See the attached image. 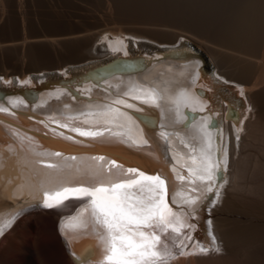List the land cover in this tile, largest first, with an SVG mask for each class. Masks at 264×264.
Here are the masks:
<instances>
[{
	"label": "bare ground",
	"instance_id": "bare-ground-1",
	"mask_svg": "<svg viewBox=\"0 0 264 264\" xmlns=\"http://www.w3.org/2000/svg\"><path fill=\"white\" fill-rule=\"evenodd\" d=\"M104 1L110 8L108 16L112 18L114 13L115 19L118 18L116 22L122 20V26L115 23L108 28L100 24L101 17L77 7L74 15L83 26L69 33L75 37L56 44L60 54L54 59L46 46L43 49V44L40 45L41 40L32 43L42 36L35 17L41 18L40 23L49 37L69 34L60 33L65 30L63 26L57 35L53 34L58 26L53 27L54 16L47 11L43 0H0L4 38L29 44L24 57L31 61L32 70H60L54 75L41 74L37 79L24 72L20 74L23 78L20 84L13 83L9 76L3 81L0 182L4 188L0 192V215L7 217L9 213L21 211L27 193L10 192V189L32 175L39 179L36 170H49V161L63 160L83 168L96 162L91 158L103 156L98 163L107 164L109 171L137 170L127 172L122 178L138 176L142 171L145 175L165 179L164 201L173 213L183 212L187 223L194 227L191 217L203 222L205 231L215 237L220 249L195 254L187 251L181 255L172 244L174 258L158 264H264L262 0ZM60 2L65 8H73L68 0ZM30 3L36 6V11ZM28 5L32 9H28ZM175 14L179 19L190 15L197 22L194 34L217 63L220 79L229 82L231 94H224L226 85L208 75L199 55L190 48L173 46L184 37L181 33L184 28L178 27L180 31L174 32L161 29ZM205 19L217 25L210 37L201 33ZM156 21L159 23H154ZM137 24L144 26L138 28ZM146 40L169 46L149 49ZM93 59L99 61L65 68L72 62ZM113 61L115 63L109 65ZM24 90L28 91L26 95ZM227 98L232 103L237 100L238 104L246 105L244 110L231 103H225L222 108L220 100ZM143 118H147V126ZM191 121L194 123L189 127ZM81 132L88 134L81 135ZM201 146L215 156L218 167L214 172L223 177L222 181H215L212 193L203 196L191 190L213 184V181L195 180L191 174L192 170L205 165ZM56 151L60 156L48 155ZM73 156L75 160L71 159ZM180 176L185 179H178ZM193 180L195 184L191 183ZM173 185L177 191L185 192V199H195V204L191 207L184 203L173 205ZM131 191L140 195L137 189ZM217 191L219 198L214 199ZM89 199H69L52 210L28 206L4 228L0 244L19 227L15 222L18 217L29 214L37 218L35 226L33 222L19 223L27 235L34 232L38 238L17 248L26 262L34 260L35 252L44 255L50 245L68 263L98 264L102 253L100 245L95 243L91 225L86 232L75 234L80 236L78 239L61 233L64 222L77 215V209ZM168 218L174 219L171 215ZM10 227L13 228L8 234ZM96 228L103 231L100 225ZM142 230L158 233L162 241L166 234L173 243V236L179 239L171 228L161 231L154 225ZM197 237L202 239L203 233L198 232Z\"/></svg>",
	"mask_w": 264,
	"mask_h": 264
},
{
	"label": "snow or ice",
	"instance_id": "snow-or-ice-1",
	"mask_svg": "<svg viewBox=\"0 0 264 264\" xmlns=\"http://www.w3.org/2000/svg\"><path fill=\"white\" fill-rule=\"evenodd\" d=\"M146 126L147 118H143ZM194 121H191L190 127ZM206 128V126H204ZM80 131L79 129H73ZM88 133L81 132V135ZM71 139V137H68ZM201 156L205 160L202 168L192 170L191 174L195 180L213 181L206 187L192 191H199L201 196L213 192V185L216 180H223L214 169L218 167L215 156L201 146ZM52 157L60 156L59 152L49 153ZM75 160L76 157H71ZM95 163L86 164L83 168L76 165H69L63 160H51L48 162V169H37L39 179L35 175L30 176L26 181L15 185L10 192L21 191L27 193L25 203L21 211L28 206L54 209L69 199L90 198L85 204L77 209V215L69 217L61 226L62 235L72 239L80 238L77 233L86 232L91 225V232L95 235V243L100 245L101 256L98 264H158L159 254L155 250L160 236L155 232L146 233L143 228H151L154 225L160 227L161 231L171 228L173 233H179L181 228L194 227L187 223L183 212L173 213V209L164 201L166 194L165 179L159 175H145L139 172L138 176L122 178L127 172H136L134 168H128L122 172L109 171L107 164H99L104 157L91 158ZM2 163V161H0ZM226 163V160H225ZM184 180L185 177H178ZM195 180L191 183L195 184ZM222 186V185H221ZM4 185L0 182V192ZM137 189L140 195L132 192ZM172 204H187L191 207L196 200L185 199L183 190L177 191L175 185L172 189ZM147 193V195H145ZM158 197V198H157ZM180 197V200H177ZM219 198V192L215 193L214 199ZM211 203V201H210ZM21 211L9 213L6 216L0 215V234L8 227ZM174 219H169V216ZM100 225L103 231L96 228ZM70 233L74 234L70 236ZM186 238H191L190 233H185ZM172 237L175 243L183 238ZM213 248L218 252L215 237L210 241ZM199 250L207 252L204 242L199 244ZM178 254H183L181 250ZM169 258H174L169 254Z\"/></svg>",
	"mask_w": 264,
	"mask_h": 264
},
{
	"label": "rangeland",
	"instance_id": "rangeland-1",
	"mask_svg": "<svg viewBox=\"0 0 264 264\" xmlns=\"http://www.w3.org/2000/svg\"><path fill=\"white\" fill-rule=\"evenodd\" d=\"M60 1L61 0H45V1L43 0V2L45 3V6L47 8V11L51 12L52 15L54 16L56 24H54L53 27L58 26V27L55 28V31L53 32V34L57 35V33L60 32L59 31L60 30V26H63L62 29H65L64 31L60 32L61 34H63V33L69 34V33H72L73 31H75V29H78V28L81 29L82 28L83 24H82L81 20L78 19V17H76L74 15V12H77L76 11L77 7L80 8V9H84L85 11H87V13L89 15H94V16L97 15L96 16L97 18L101 17L99 19L100 20V24L101 25H107L106 27H108V28L114 26L115 23H116L115 26H117V24L121 25L122 20L120 19V21L116 22L118 20V18H117V20L115 19L116 17H115L114 13L112 15V18L110 16H108L109 15L108 11H109L110 8H108L109 5L108 4L106 5V1H104V0H70V1L68 0V2H70L71 5L73 6V8H70V9L65 8V6L62 5L63 3L60 2ZM260 2H261V0H260ZM261 3L264 4L263 0H262ZM263 4H261L262 8L264 7ZM30 5H32L33 9H35V11H36V6H33V4H31V3H30ZM30 5L27 6L28 9L29 8L32 9ZM103 5H104V7H103ZM38 10H40V8ZM69 10H71V11H69ZM78 12H80V11L78 10ZM35 19H36L35 22L38 24V27H39V29L41 31V35L42 36L39 39H33L32 43L41 40L40 41L41 42L40 45L43 44L42 45L44 47L43 49H45V46H46V49L52 53L51 56L54 59H57L59 54H60L58 52H60V51H57L58 49L56 47V44L60 43L62 40L64 41L65 39H68V38L70 39L71 36L75 37L76 35L69 34V35H66L64 37L61 36V35L49 37L46 28L43 27V25L40 23L41 22L40 21L41 18L35 17ZM180 19L178 18V16L176 14L172 15V17L170 16V18L168 19L170 21H167L166 24H165L166 26H162L161 29H163L164 31L174 32V31H180L178 27H181L182 29L184 28L185 31L181 32V33L184 34V37H180V39L177 42V44L175 43V44H173V46L177 47L178 45H180L181 47L190 48L192 50V53L199 55L200 56L199 59L202 62H204V64H205V67H206L208 75L211 76L214 80H216V82L220 81L221 83L226 85L224 94H226V93H228L226 95L231 94L233 91H231L230 88H229L230 87L229 86L230 85L229 82L227 83V81H223L222 79H220V77L218 76V70L219 69H218L217 63L213 59V57L210 54V52L204 47V45H201V42H203V41L200 40V38H198L194 34V30H195L194 27H195L197 22H195V20H193L190 15H188V16L185 15L184 17H182ZM189 20H190L191 23L189 22ZM193 22H194V24H193ZM209 22L211 23L210 19H205L204 22L202 23V28L204 27V25H205V28L202 29L201 33L202 34L205 33L204 36H206V37H208V36L210 37V35L212 34L213 30H215V28L217 26L216 23L213 22L214 24L213 23L210 24ZM3 23H4V21H3ZM3 23L0 24L2 26V27L0 26V89L3 86L2 85L4 83L3 81H6L5 80L6 76H9L10 79H13V83H17V84L19 83L20 84L22 82V79H23V78H21L20 74H23L24 72H25L24 74H26L27 76L33 77V78L34 77L36 78V77H38V76H40L41 74H44V73L54 75V74L60 72V70L56 69V68L55 69H42L41 70L42 72L39 71L38 69L32 70L33 67L31 66V61L28 58L24 57V55L26 54V51H27V49L29 47L28 46L29 44L22 45L21 44L22 41L15 40V41H17V42H15V41H12L13 40L12 38L11 39L9 38L10 40L5 39L4 36H3V33H1V32H3V30H2L3 25H4ZM154 23L158 24L159 22L156 21ZM175 24H176V26H175ZM177 24L178 25L180 24V25L178 26ZM109 25H112V26H109ZM143 26H144L143 24H139V25L137 24L136 27L143 28ZM151 27L158 28L157 26H151ZM206 28H207V30H206ZM192 30H193V32H192ZM47 38H48V40H47ZM143 41H145V40H143ZM146 43L149 44V46H150L149 49H151L152 47L153 48H163V47H168L169 46V45H165V44H159V43H157L156 41H153V40H146ZM133 50H136V49L134 48ZM140 50H144V49L141 48ZM97 61H99V60L98 59L97 60L93 59V61L92 60H87L85 62L81 61L79 63L78 62H72L70 64H67L66 65L67 67H65V68H71V69L78 68V67H82L85 64L92 63V62H97ZM234 101L232 103L231 100H229L228 98L227 99H221L220 100V104H221L222 108H224L225 103H231V104H235L237 107H239V109L244 110L246 105H240V104H238L236 102L237 100H234ZM63 212H64V210H63ZM26 216L28 218H25V220H24L23 217H26ZM26 216H23V215L21 216L23 221L21 220L20 216L15 221V222H18L17 227L19 226L21 229L19 227H18L19 229L16 227L17 229L14 228L16 230L13 229L14 232H10V230L15 226V224H16L15 223V224H13V227L12 228L10 227V229L7 231L8 234L10 232V235L9 236L6 235L5 236L6 239L4 237L5 240L3 239L4 240V241L2 240L3 243L0 244L1 245L0 246V262L2 264H71V263H68L69 261L67 259H63L60 256V254H58L59 252H57L56 248H54L53 246H52L53 247L52 248L50 245H48L49 246V250H47L48 248H46V253H44V255H42V256H40V254L35 252L34 260L32 262H29V263L26 262L25 258H23L21 255H19L17 253V248L20 245H22L24 243H28V242H34V241H36V237L38 238V236L35 235L34 232L31 235H27V233L24 232V230L22 228L24 224H28V223L32 224V222H33L32 225L35 226L36 222H37V218L36 217H33V216L29 215V214H27ZM29 217H30V219H29ZM196 220L198 221L197 222L198 225L195 222L194 223H195V225H196V227L198 229V232H202L203 236L205 238H207L209 241H211L212 237H211V240H210L208 238L207 234H206L207 231H205L206 230L205 224L203 222L199 221L198 219H196ZM20 221H21V223L23 225L19 223ZM7 236H8V238H7ZM167 236H168V234H166L164 237H167ZM168 237L170 238V236H168ZM168 237L165 238V239H168ZM37 254H38V256H37ZM56 257H58V258H56ZM61 259H63V260H61ZM64 260H65V262H64ZM66 260H67V263H66Z\"/></svg>",
	"mask_w": 264,
	"mask_h": 264
},
{
	"label": "water",
	"instance_id": "water-1",
	"mask_svg": "<svg viewBox=\"0 0 264 264\" xmlns=\"http://www.w3.org/2000/svg\"><path fill=\"white\" fill-rule=\"evenodd\" d=\"M115 63V61H113L112 63H110L109 65H111V64H114ZM108 65V66H109ZM23 93H24V95H26L25 93H27L28 91H26V90H24V91H22ZM31 92V91H30ZM2 96H3V92L0 90V98H2ZM56 152H58V151H56ZM65 239V238H64ZM65 241H66V239H65Z\"/></svg>",
	"mask_w": 264,
	"mask_h": 264
}]
</instances>
